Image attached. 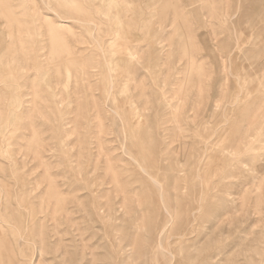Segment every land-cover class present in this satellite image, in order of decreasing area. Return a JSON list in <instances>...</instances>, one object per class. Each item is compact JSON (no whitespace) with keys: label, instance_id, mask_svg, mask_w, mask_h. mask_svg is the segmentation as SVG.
<instances>
[{"label":"rangeland","instance_id":"rangeland-1","mask_svg":"<svg viewBox=\"0 0 264 264\" xmlns=\"http://www.w3.org/2000/svg\"><path fill=\"white\" fill-rule=\"evenodd\" d=\"M19 259L264 264V0H0Z\"/></svg>","mask_w":264,"mask_h":264},{"label":"bare ground","instance_id":"bare-ground-1","mask_svg":"<svg viewBox=\"0 0 264 264\" xmlns=\"http://www.w3.org/2000/svg\"><path fill=\"white\" fill-rule=\"evenodd\" d=\"M191 4H192V3H191ZM248 10H249V9H248ZM80 11H81V10H80ZM249 11H250V10H249ZM249 11H248V12H249ZM246 12H247V11H246ZM257 17H258V16H257ZM259 57H260V53H259L258 51L254 52V53L252 54V58H253V59H257V58H259ZM214 157H215V156H214ZM216 157H217V156H216ZM212 159L214 160V158H212ZM216 159H217V158H216ZM216 159H215V161H216ZM220 159H221V158H220ZM211 161H212V160H210V162H211ZM211 163H212V162H211ZM145 171H146V169H145ZM151 176H152V175H151ZM154 181L158 182L157 179H154ZM166 208H167V207H166ZM162 231H164V230L162 229ZM159 232H160V231H159ZM161 247L163 248V246H161ZM161 247H159L160 250H161ZM14 254H15V253H14ZM16 254H17V253H16ZM11 256H12V257H11ZM11 256H10V257H11L12 259H11V258H10V259L13 260V259H14V258H13V255L11 254ZM17 257H18V256H15V258H17ZM17 259H18V258H17ZM17 259L15 260L16 262H17ZM20 259H21V258H20ZM20 259H19V261H20V264H21V262H23V260L21 261ZM13 261H14V260H13ZM9 262H12V261H9ZM12 263H13V262H12ZM14 263H15V262H14ZM15 264H18V263H15ZM22 264H23V263H22Z\"/></svg>","mask_w":264,"mask_h":264}]
</instances>
